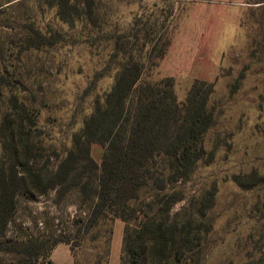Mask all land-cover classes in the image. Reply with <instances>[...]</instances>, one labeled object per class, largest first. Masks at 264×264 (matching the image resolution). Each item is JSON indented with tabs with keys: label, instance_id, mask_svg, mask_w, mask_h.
<instances>
[{
	"label": "rangeland",
	"instance_id": "rangeland-1",
	"mask_svg": "<svg viewBox=\"0 0 264 264\" xmlns=\"http://www.w3.org/2000/svg\"><path fill=\"white\" fill-rule=\"evenodd\" d=\"M261 1L96 0L95 21L82 16L65 23L48 0H0V79L14 81V92L35 115V152L52 167L72 148L73 136L83 128L95 100L113 88L121 59L132 56L144 62V82L171 78L180 103L196 81L213 84L215 120L204 137L206 156L190 179L169 187L182 198L171 215L185 207L204 208V199L212 192L214 206L201 213L202 221L211 226L202 264H252L264 251L255 244L261 213L254 208L264 202V191H244L234 177L264 174ZM24 25H34L52 43L20 52L28 35ZM117 41L122 45L119 55ZM161 49L160 57L152 58ZM3 83L0 126L10 97ZM92 156L101 164L103 148L93 145ZM86 217L78 192L61 201L55 191L36 199L20 195L0 242L64 237L71 246L57 247L53 255L64 258L63 264H120L125 225L114 223L110 253L99 263L105 230L82 239L79 230ZM50 255L38 264H49ZM16 261L14 255L0 253V264Z\"/></svg>",
	"mask_w": 264,
	"mask_h": 264
},
{
	"label": "trees",
	"instance_id": "trees-1",
	"mask_svg": "<svg viewBox=\"0 0 264 264\" xmlns=\"http://www.w3.org/2000/svg\"><path fill=\"white\" fill-rule=\"evenodd\" d=\"M48 2L65 23L82 16L95 21L96 0ZM24 28L28 35L20 43V52L52 43L34 25ZM115 53H122L119 41ZM161 53L162 49L152 58L158 59ZM119 62L113 88L95 100L83 128L73 136L72 148L55 167L35 152V115L14 92V81L0 79L10 91L9 111L0 126V237L17 211L20 195L36 199L55 191L61 201L78 192L87 213L79 230L81 238L105 230L99 263L109 255L114 223L120 221L125 225L120 264H202V247L211 226L202 221L201 213L214 206V194H207L204 208L185 207L172 216L182 198L168 189L190 179L206 156L203 141L215 120L214 85L196 81L186 101L180 103L171 78L144 82V62L132 56ZM93 145L103 148L101 164L92 156ZM234 180L244 191H264V174L253 172ZM256 206L261 213L255 242L259 247L264 246V202ZM61 244L71 246L70 239L7 240L0 242V253L17 257L15 264H38L51 254L49 264H53L52 253ZM252 264H264V251Z\"/></svg>",
	"mask_w": 264,
	"mask_h": 264
},
{
	"label": "crops",
	"instance_id": "crops-1",
	"mask_svg": "<svg viewBox=\"0 0 264 264\" xmlns=\"http://www.w3.org/2000/svg\"><path fill=\"white\" fill-rule=\"evenodd\" d=\"M63 245H65V244H61V245H59V246H58V249H59V248H62ZM66 246H68V245H66ZM69 248H70V247H69ZM56 249H57V247H56ZM56 249H55V250L53 251V253H52L51 261H52L53 264H63V263H64V258H61V257H60V258H57V257L53 256V255L55 254Z\"/></svg>",
	"mask_w": 264,
	"mask_h": 264
}]
</instances>
